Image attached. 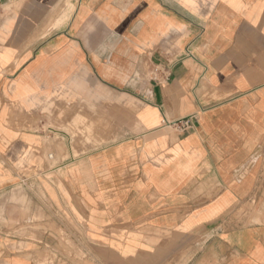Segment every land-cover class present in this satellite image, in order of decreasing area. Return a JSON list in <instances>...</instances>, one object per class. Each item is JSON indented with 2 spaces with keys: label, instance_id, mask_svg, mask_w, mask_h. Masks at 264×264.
Masks as SVG:
<instances>
[{
  "label": "crops",
  "instance_id": "crops-1",
  "mask_svg": "<svg viewBox=\"0 0 264 264\" xmlns=\"http://www.w3.org/2000/svg\"><path fill=\"white\" fill-rule=\"evenodd\" d=\"M44 262L264 264V0H0V264Z\"/></svg>",
  "mask_w": 264,
  "mask_h": 264
},
{
  "label": "rangeland",
  "instance_id": "rangeland-1",
  "mask_svg": "<svg viewBox=\"0 0 264 264\" xmlns=\"http://www.w3.org/2000/svg\"><path fill=\"white\" fill-rule=\"evenodd\" d=\"M66 242V248H67V250H69L71 253H73V251H74V249H75V245H74V242L72 241V240H70V239H68V238H66V240H65ZM4 242H6L7 244H8V242H9V239H6V240H4ZM12 246H13V244H12ZM85 251H84V249H82V251H81V255H79V258L81 257L82 258V260H85L84 258H85ZM72 256V255H71ZM46 260V259H45ZM50 260L52 261V262H55L56 260H57V256H55V255H53V258L51 259L50 258ZM46 262V261H45ZM45 262L43 263V264H45Z\"/></svg>",
  "mask_w": 264,
  "mask_h": 264
},
{
  "label": "built area",
  "instance_id": "built-area-1",
  "mask_svg": "<svg viewBox=\"0 0 264 264\" xmlns=\"http://www.w3.org/2000/svg\"><path fill=\"white\" fill-rule=\"evenodd\" d=\"M182 124H181V127L182 128H191L192 127V121H191V118H188V119H185V120H182L181 121Z\"/></svg>",
  "mask_w": 264,
  "mask_h": 264
}]
</instances>
